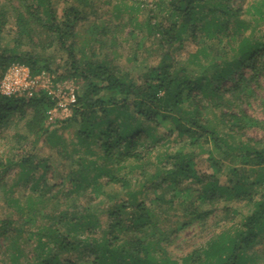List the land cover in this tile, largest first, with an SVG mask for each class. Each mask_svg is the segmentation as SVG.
<instances>
[{"label":"trees","instance_id":"1","mask_svg":"<svg viewBox=\"0 0 264 264\" xmlns=\"http://www.w3.org/2000/svg\"><path fill=\"white\" fill-rule=\"evenodd\" d=\"M67 4L59 13L52 0H0V82L20 64L82 87L60 124L74 130L71 151L58 127L45 128L55 104L46 93H0V129L16 118L24 129L12 136L16 143L34 137L32 151L18 145L0 155L5 264H264V120L241 108L264 56V0H150L142 22L133 14L123 21L121 10L139 12L143 3L114 4L115 31L133 38L138 27L161 49L159 62L138 77L101 56L120 39L107 25H94L89 52L79 45L78 29L97 1ZM189 40L197 49L181 59ZM40 140L71 159L62 181H48L53 167L33 152ZM74 196L84 199L68 201ZM100 198L104 221L92 206ZM219 207L231 224L172 258L159 218L196 220Z\"/></svg>","mask_w":264,"mask_h":264},{"label":"rangeland","instance_id":"2","mask_svg":"<svg viewBox=\"0 0 264 264\" xmlns=\"http://www.w3.org/2000/svg\"><path fill=\"white\" fill-rule=\"evenodd\" d=\"M65 1V2H64ZM97 6L95 9V13L90 16L88 20H86L78 29V41L79 45L83 46L86 52H89V47L93 44V41H89L88 39L90 35H93L92 31L94 29V25L97 27L101 24L107 25L112 31L113 35L119 37L118 43L114 46L109 44L105 48L102 49L101 56L106 57L110 61L111 64L117 66L122 71H129L135 77L140 75L139 72H143L151 66H155L159 62V57L161 53V49L156 45V39L148 38L147 33L138 28H134L135 36L132 38L130 36H126L128 29L123 33L117 32L114 29V26L118 25L120 21L116 18V11L112 9L113 5L119 2L124 3L126 7L136 5V2L139 4H144L141 7L139 12H129L122 7L121 17L123 21H126L130 15H134L135 18L139 22H142L148 15V11L146 10L147 3L150 0H110V4L106 0H96ZM52 2L57 6L59 13H61L62 8L66 7L69 0H52ZM9 26L7 28L6 38L4 43H7L11 38V33L9 32ZM100 33V32H99ZM99 33L96 35V39H99ZM87 43V45H85ZM95 47H98V43H94ZM197 49L196 43L192 40L186 41L184 43L183 52L178 55L179 58L185 59L189 53L195 52ZM47 55H50L48 53ZM52 60L54 61V65H61V56L54 53ZM264 61V56L259 60V73L256 76V80L251 84V94L246 98V102H244L241 106L243 110H245L249 115L257 118L259 120H264V65L261 64ZM64 72L60 70L58 72L59 75ZM248 73H251L248 71ZM64 87H72L75 89L76 93L79 92L82 87L79 82H75L71 79H66L62 81L55 82ZM207 99L204 100L206 102ZM72 115V113H71ZM71 115H61L58 114L54 118V121H48L44 123L45 128L49 131L59 128L58 133L62 134V142L67 146V150L71 151L73 148L72 140H75L74 130L72 128L63 129L60 126L61 122H65L66 120L71 118ZM57 128V129H58ZM15 133H24L23 124L18 123L16 118H12L9 120L7 125H4L0 129V155L2 153L7 152V150L11 149L14 146L21 145L23 150L32 151V146L30 145L31 140L34 137L30 136L28 141L22 142L21 144L16 143L17 139H13L12 136ZM248 135L251 137L259 138L261 136V132L258 130H252L248 132ZM172 148H174L175 144H170ZM52 146V145H51ZM48 146L44 140H40L37 145L34 147L33 152L40 159L47 160L49 164L53 167L52 177L47 175L48 181L51 183H57L62 181L66 175L68 174L71 168V159H68L67 156L60 155L56 152L58 148L61 146H56L52 148ZM54 147V146H53ZM162 151V149H160ZM204 155H201L197 159L198 169L207 170V164L204 161ZM77 157H74L76 160ZM76 166H74L75 168ZM31 186L32 183L29 182L27 184ZM26 184L24 183V188ZM23 189V187H22ZM73 199L75 204L82 202L83 197H72L68 201ZM79 201V202H78ZM103 198H100L92 203V206L95 207L96 215L101 217V220L104 221L105 216V206ZM4 200L2 199V195L0 194V212L5 210ZM72 202V201H71ZM65 205L59 204L57 207V211H60L64 208ZM53 210L52 207L47 206L44 209V213H51ZM243 210V209H242ZM222 208H218L213 214L203 217L201 219L191 220L188 217H179L177 221L174 219L163 221V219L159 218L160 229L164 231V236L161 237L163 239V247L168 250L169 254L172 258H179L183 256L193 249L198 248L203 245L209 238L218 234L219 232L225 230L231 222L228 221L227 217L224 215ZM238 217H236V221ZM175 221V223H174ZM47 222V221H45ZM44 223V222H43ZM22 243V242H21ZM264 244V242H262ZM22 245H25L23 243ZM79 254H75L74 256L70 255L69 258L75 259L79 257ZM8 262V254L7 252L0 248V264H5Z\"/></svg>","mask_w":264,"mask_h":264},{"label":"built area","instance_id":"3","mask_svg":"<svg viewBox=\"0 0 264 264\" xmlns=\"http://www.w3.org/2000/svg\"><path fill=\"white\" fill-rule=\"evenodd\" d=\"M43 92L53 101L54 106L47 112V120L54 121L56 115H71L76 104V91L55 83L44 72L32 74L27 66L14 64L10 66L0 82V93L5 97L31 98Z\"/></svg>","mask_w":264,"mask_h":264}]
</instances>
